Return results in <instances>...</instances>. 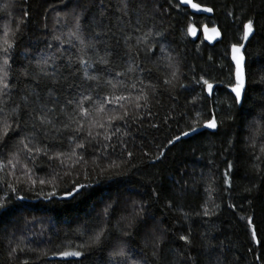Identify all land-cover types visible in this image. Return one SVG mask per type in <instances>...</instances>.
<instances>
[{
	"label": "trees",
	"instance_id": "obj_1",
	"mask_svg": "<svg viewBox=\"0 0 264 264\" xmlns=\"http://www.w3.org/2000/svg\"><path fill=\"white\" fill-rule=\"evenodd\" d=\"M195 2L212 8L213 16H196L177 0H131L126 15L121 0H104L103 5L100 0H0V47L5 39L14 44L9 57L13 99L35 83L22 75L24 69L38 71L41 57L48 55L56 59L47 70L59 66L61 79L36 91L46 98L55 88L61 102L57 108L70 98L80 99L81 92L93 98L85 102L89 109L111 93L135 98L144 89L149 96L147 107L134 106L143 100L121 101L130 115L112 124L102 120L104 129H91L93 135L100 132L95 139L87 136L89 124L83 118V131L59 124L60 131L48 130L47 136L30 124L17 128L9 119L15 131L10 129L0 143V203L5 205L0 209V264H214L216 256L221 264H264V243L252 241L246 223L251 217L264 242V0ZM101 7L112 31L103 37L106 43L97 38L82 53L79 40L68 33L78 19L88 44ZM249 19L255 30L243 50L246 102L238 105L229 92L235 84L230 55L233 45L245 44L243 26ZM205 25H217L222 32L214 46L190 34ZM106 53H111L107 65L93 63L89 69L99 83L82 81L78 58L95 61ZM173 71L176 78L165 84ZM202 80L214 85L211 96L202 91ZM80 83L91 87L77 88L71 97L73 89L59 91L61 84ZM12 106L10 100L7 107ZM106 111L120 115L122 110L107 104ZM197 113L201 121L215 115L220 127L184 139ZM59 119L70 123L64 115ZM25 135H35L31 147L47 146L50 155H63L29 159L19 145ZM177 135L181 139L169 144ZM12 136L16 139L9 143ZM78 143L85 147L76 148ZM100 230L102 242L95 244ZM181 235H188L191 244L185 245ZM155 237L160 238L157 256ZM121 248L124 256L114 257ZM77 250L84 255H61Z\"/></svg>",
	"mask_w": 264,
	"mask_h": 264
},
{
	"label": "snow or ice",
	"instance_id": "obj_2",
	"mask_svg": "<svg viewBox=\"0 0 264 264\" xmlns=\"http://www.w3.org/2000/svg\"><path fill=\"white\" fill-rule=\"evenodd\" d=\"M124 7L120 9L122 13L125 15L127 14L129 5L131 3V0H121ZM182 4H191V7L194 8L197 11H203V12H212V8L204 7L201 8L199 4H192L191 0H180ZM101 5L104 4V0H100ZM26 15V13H25ZM99 18H93L91 28H92V39L89 40L88 44H85V41L80 35V23L79 20H76L75 23V30L68 33L70 37H74L77 40H79L81 49L80 51L83 53L84 49L86 47H93L94 41L97 38L99 39L100 43H106V41L103 39V37L107 36L112 31V26L110 25V17H107L105 15V9L101 7L100 11L98 12ZM122 25H120V29L122 30ZM244 28V36L243 39L245 41L248 40L249 36H251L254 32V25L252 20H248L246 24L243 26ZM205 31L207 29L205 28ZM212 31L215 33L216 29H212ZM114 34V33H113ZM219 33H217L218 35ZM5 36H7V32L4 33ZM130 36L126 37L127 39H130ZM55 39L60 40V37H55ZM138 42H143V38H140ZM61 45L64 43V41H60ZM3 47H0V143L4 142V137L8 135V132L10 129H12V124L9 123V119L11 118L13 120V123L16 125L17 128L21 126V124L24 125H31L32 129L35 131L45 130L44 135L47 136L48 130H54L59 132L60 128L58 127L59 124H63V127L65 129H68L71 127V125H75L74 128H72L75 132H81L84 130L85 125L81 118L88 121L89 124V130L87 131V136L91 137L92 139H95L96 136L100 135V132H96L95 135H93V132L91 131L92 128H100L104 129L106 127L105 123L102 122L106 121L107 124H112L116 120H124L126 119L130 113L128 111L127 105L124 103H121V101H129L132 99H135L136 101L143 100V105L140 103H135L136 108L140 107H147L149 96L147 93L144 92V89H141V95L137 96L135 98L131 96H125L123 94H117V93H111L109 95H106L102 101L99 103H96L93 108L89 109L85 107V102L92 101V96L87 95L84 92L80 93V99L73 100L68 99L64 101V107L57 108L56 106L59 105L61 102L57 100L54 96V92L56 91L55 88H49L47 91V97L42 98L41 93L37 92L36 89L41 87V85H56L61 77L58 75L59 73V66H56L53 71H48L47 69L50 67H53L52 64L49 63V61H54L56 57L54 55H48L47 57L42 56L40 59V62H38V71H30L28 68H25L22 75L27 77L29 79V82H35L33 86L26 89L23 95H20L18 100L13 99L12 91H11V85L9 81V57H10V50L14 48V44L10 43L7 39L4 41ZM59 51V49H57ZM129 51H131V46L129 45ZM232 51L234 53L233 59L236 63V71H235V84L231 87V93L234 94V103L235 104H243L246 102V95H245V89H246V72H245V56L241 54V49L237 47L236 45L232 46ZM111 55V53H106L104 57H99L97 60L93 61L91 57H87L85 55H81L77 63L79 64L80 72L82 74V81H91L99 83V77L95 74H92L89 69L93 67V63H99L107 65L109 63L108 56ZM27 59V57H26ZM71 61H69V64ZM42 65V66H41ZM67 67V65H65ZM133 69L131 67L128 68V71L131 72ZM117 76L123 75L121 72L116 73ZM177 73L173 71L171 73V79H166L164 81L165 84H171L172 80L176 78ZM14 83V82H13ZM107 83L111 85L113 89L117 87L115 83H113L112 80H108ZM141 83H143L141 81ZM202 91L206 90L208 95L211 96L213 94V88L214 85L210 83L208 80H202ZM68 87L73 89V92H69V96L71 97L74 94V90L77 88H90V84H61L59 91L63 92L64 88ZM134 88L135 85H132ZM33 97L35 99H33ZM13 101V106L11 108H8L7 105L9 104V101ZM49 101L53 104V107H49L48 103ZM112 104L115 105L117 108L121 109V114L117 115L115 112H108L106 111V105ZM68 106L72 107V111L68 112L66 111V108ZM64 115L68 118L70 123H65L64 121L59 119V115ZM199 113H197V118L190 124V130L184 131L182 133L183 137H189L193 133H196L200 130V128L203 129H210L217 130L220 127V124H218L217 119L215 115L211 116L210 118L201 121L199 119ZM197 125L200 126V128L197 127ZM15 131V129H12ZM119 131V129H117ZM16 136L9 137V143L12 140H15ZM35 139V135L32 137H29L28 135H25L23 138L19 140V145L23 147V149L27 150L29 153V159H33V154L40 155L43 154L47 156L49 159H59L60 156L63 155V153H57L55 156L50 155L47 151V146L45 147H31L33 140ZM105 140H111V137L107 134H104ZM181 139L180 135H177L175 137V140H169L168 143L172 144L175 143V141H178ZM27 141V142H26ZM7 146V145H5ZM84 143H78L76 144V148H84ZM107 147V145H105ZM73 156L76 155L75 150H73L72 154ZM127 155L129 157L132 156V152H128ZM17 156V153H13V159H15ZM163 156V152H161L156 159H160ZM83 157H79V159H82ZM13 159H9L8 164L12 165L13 168H15V164H13ZM18 162V161H17ZM61 163H63V160H61ZM26 169V165L24 166ZM113 168L117 167V165L113 164ZM3 165H0V170H2ZM229 170H231L232 165H228ZM225 179L227 182V177L229 175L228 172L225 174ZM35 183V181H33ZM40 183H44V181H40ZM231 184L229 183V187ZM80 187H84L81 185ZM79 191V189H77ZM18 199L23 200L24 197L20 196ZM231 207V205H229ZM5 205L3 203H0V209L4 208ZM205 215H209V211L205 209L204 212ZM244 219V217H242ZM246 223L248 226L251 227V239L252 241L257 245L260 246L262 242L257 235V230L253 226V220L251 217H248L246 219ZM104 236L103 230H100L95 234L93 237V243L99 244L102 242V237ZM159 237H155L153 242V254L154 256H157V249L159 248ZM181 241L184 242L185 245H190L191 241L189 239L188 235H181L179 237ZM13 252L16 251L15 248L12 249ZM23 251V249H21ZM63 257H81L83 256V252L77 250V251H64L61 253ZM114 257H123L124 256V250L121 248L119 250H114L113 253ZM259 259V257H257ZM119 264V262H118ZM214 264H221L220 257H215Z\"/></svg>",
	"mask_w": 264,
	"mask_h": 264
},
{
	"label": "water",
	"instance_id": "obj_3",
	"mask_svg": "<svg viewBox=\"0 0 264 264\" xmlns=\"http://www.w3.org/2000/svg\"><path fill=\"white\" fill-rule=\"evenodd\" d=\"M177 1L180 3L181 7L189 9V10H190L194 15H196V16H202V17H207V18H210V17L213 16V11H212V12L197 11V10H195L194 8L191 7V4H182V3L180 2V0H177ZM191 3H192V4H197V3L195 2V0H191ZM200 7H201V8H204L203 6H200ZM205 28L207 29V31H205ZM212 29H216V32L214 33V32L212 31ZM217 33H219V34L217 35ZM253 33H254V32H253ZM190 34H191V36L194 37V38H197L198 36L201 35V36L203 37L205 43H207V44L210 45V46H214V45H216V44L219 43V42L222 40V38H223L222 32H221L220 28H219L217 25H215V26H208V25H205V26H203V28H202L201 30H199V29H197V28H193V29L190 30ZM252 36H253V34H252L251 36H249L248 40H249ZM248 40L245 41V44H244L243 46H237V47H239V48L241 49V54H243V50H244V48H245L246 43L248 42ZM233 55H234V53H233V51H232V49H231V55H230V58H231L232 64H233V66L235 67V71H236V63H235V60L233 59ZM243 55H244V54H243ZM246 63H247V61H246V58H245V72H246ZM235 80H236V77H235ZM245 90H246V89H245ZM229 92L231 93V88H229ZM231 94L234 96L233 93H231ZM203 131L213 132V130H210V129H203V128H200V130H199L198 132L193 133V134L190 135L189 137H192V136H194V135H197V134H199V133H201V132H203ZM189 137H183V138L186 139V138H189Z\"/></svg>",
	"mask_w": 264,
	"mask_h": 264
}]
</instances>
